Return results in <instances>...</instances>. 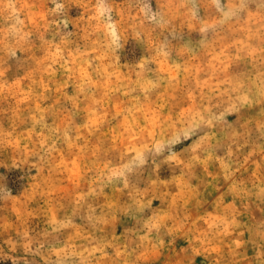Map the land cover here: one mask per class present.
<instances>
[{"label":"rangeland","instance_id":"obj_1","mask_svg":"<svg viewBox=\"0 0 264 264\" xmlns=\"http://www.w3.org/2000/svg\"><path fill=\"white\" fill-rule=\"evenodd\" d=\"M0 264H264V0H0Z\"/></svg>","mask_w":264,"mask_h":264}]
</instances>
